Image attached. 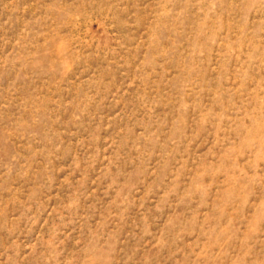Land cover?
<instances>
[{
  "label": "rangeland",
  "instance_id": "obj_1",
  "mask_svg": "<svg viewBox=\"0 0 264 264\" xmlns=\"http://www.w3.org/2000/svg\"><path fill=\"white\" fill-rule=\"evenodd\" d=\"M0 264H264V0H0Z\"/></svg>",
  "mask_w": 264,
  "mask_h": 264
}]
</instances>
